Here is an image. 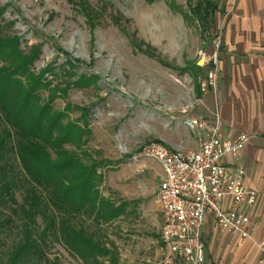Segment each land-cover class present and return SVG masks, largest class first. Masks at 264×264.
Returning <instances> with one entry per match:
<instances>
[{"label":"rangeland","instance_id":"obj_1","mask_svg":"<svg viewBox=\"0 0 264 264\" xmlns=\"http://www.w3.org/2000/svg\"><path fill=\"white\" fill-rule=\"evenodd\" d=\"M201 1L0 0L1 19L12 23L9 34L20 37L27 48L40 49L36 71L52 66L56 71L64 67L76 72L74 78L58 79L66 84L81 74L98 77L94 84L67 89L53 105L68 108L71 120L82 114L77 108L90 109L92 133L83 150L100 165L101 195L114 205H125L128 213L97 227L87 223L90 230L99 231L119 264H165L160 214L149 195L156 187L159 166L151 159L135 160L133 155L141 144L164 134H185L183 119L212 109L209 66H199L197 61L213 53L219 36L223 44L226 10L224 0H211L218 11L213 22L208 19L204 24L191 14ZM64 83L52 85L64 89ZM199 86L208 93L202 92L201 99L196 98ZM50 158L55 159L51 150ZM0 186V221L13 219L0 230V254L5 258L23 240L18 214L28 187L14 152H0ZM34 192L35 198H45L42 188L35 186ZM50 214L52 209L46 216H35L34 232L51 222ZM72 223L76 228L80 225L79 219ZM58 224L56 218L46 233L42 260L30 257L21 264H85L63 244ZM100 261L109 262L106 257Z\"/></svg>","mask_w":264,"mask_h":264},{"label":"trees","instance_id":"obj_2","mask_svg":"<svg viewBox=\"0 0 264 264\" xmlns=\"http://www.w3.org/2000/svg\"><path fill=\"white\" fill-rule=\"evenodd\" d=\"M146 1L152 3L154 0ZM217 11L211 0H202L191 8V14L204 24L208 19L213 22ZM11 24L0 17V152L18 155L28 187L18 214L23 240L7 257L0 254V264H21L23 259L30 257L42 260L44 238L56 218L63 244L85 264H102L101 257L108 258V264H119L113 249L101 241L99 231L90 230V223H87L96 227L107 224L125 208L101 195L100 165L83 150L92 133L88 127L90 109L77 108L82 114L71 120L67 117L68 108L59 110L53 105L55 98L65 94L67 89L94 84L98 77L81 74L66 84L63 78H74L76 72L64 67L56 71L52 66L36 71L40 49L27 48L20 37L10 35ZM53 82L64 83L65 88L53 86ZM201 96L199 86L196 98ZM50 150L55 159L50 158ZM35 186L42 188L44 199L42 196L35 198ZM50 209L54 213L48 215L51 222L47 220L37 234L34 232L35 216H46ZM78 219L80 225L76 228L72 221ZM12 221L10 218L0 221V230Z\"/></svg>","mask_w":264,"mask_h":264},{"label":"built area","instance_id":"obj_3","mask_svg":"<svg viewBox=\"0 0 264 264\" xmlns=\"http://www.w3.org/2000/svg\"><path fill=\"white\" fill-rule=\"evenodd\" d=\"M221 45L219 36L213 53L197 61L199 66H209L207 81L213 91L218 85ZM183 123L195 135L197 148L171 149L162 141H148L133 155L134 159L154 160L162 169L154 202L162 220L159 239L165 264L205 261L202 232L207 217L213 218L220 233L240 245L252 243L264 254V234H259L260 223L252 216L259 193L247 186V171L240 161L251 133L224 135L217 108L211 120L192 116Z\"/></svg>","mask_w":264,"mask_h":264},{"label":"crops","instance_id":"obj_4","mask_svg":"<svg viewBox=\"0 0 264 264\" xmlns=\"http://www.w3.org/2000/svg\"><path fill=\"white\" fill-rule=\"evenodd\" d=\"M224 9L218 85L216 91L210 89L212 109L198 116L211 120L212 112L217 108L224 135L233 137L241 131L251 133L252 138L242 150L240 161L247 171V186L260 191L252 216L260 223L259 234H264V0H224ZM185 127V134L168 133L150 141H162L171 149L197 148L195 135ZM158 166L156 187L149 193L154 204L163 177L161 166ZM140 168L147 167L143 164ZM126 210L124 208L117 218L128 213ZM151 218H154L153 214ZM161 224L159 215V234ZM202 239L206 248V259L202 264H264V254L254 244L240 245L235 238L220 233L212 217L205 220ZM161 250L164 256L162 244Z\"/></svg>","mask_w":264,"mask_h":264}]
</instances>
